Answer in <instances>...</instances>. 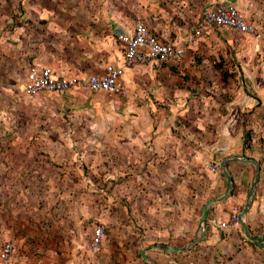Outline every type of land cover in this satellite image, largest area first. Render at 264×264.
Here are the masks:
<instances>
[{
	"label": "crops",
	"instance_id": "0c3cea01",
	"mask_svg": "<svg viewBox=\"0 0 264 264\" xmlns=\"http://www.w3.org/2000/svg\"><path fill=\"white\" fill-rule=\"evenodd\" d=\"M218 2L234 6L262 38L212 27L187 45L181 60L163 61L156 69L145 64L123 68L126 105L135 106L137 116L161 110L156 104L165 100L170 101L171 113L181 114L186 123L121 125L120 135L107 130L101 160L108 171L97 177L79 172V162L89 163L95 156L84 161L77 152L83 141L70 135L72 145L68 138L69 132L93 133L95 125L69 123L61 112L88 113L85 94L51 93L41 103L58 109L56 116L64 122L31 124L29 98L23 90L29 64L76 77L101 74L107 64H121L122 45L116 36L130 31L134 20L142 21L159 39L180 43L191 35L202 12ZM35 6L13 14L12 31L0 38V61H5L0 63V101L7 102L0 107V244L12 242L11 264H260L264 247L246 238L238 221L224 228L214 223L240 211L253 180L251 163H225L231 194L207 207L201 231L198 222L203 203L226 190L225 179L217 171L219 162L229 155H244L257 163L259 175L242 219L248 233L262 239L264 158L254 138L251 146H242L236 133L244 129L258 136L264 123L263 96L246 94V106L238 108L243 119L231 116L235 112L231 107L224 120L216 108L203 107L205 98L199 111L192 110L190 90L194 78L264 88V0H132L130 4L127 0H38ZM201 50L213 53L207 72L202 64L192 63L191 53ZM176 70L186 71L189 77H177ZM194 111L220 115L212 123L213 138L202 135L201 121L191 122ZM32 131L56 133V140L50 142L41 134L31 140ZM166 131L170 135H160ZM86 144V149H94ZM225 147L241 151L223 156ZM47 157H54L53 169ZM111 163L122 167L111 172ZM208 164L216 165V171ZM96 222L103 224L105 234L99 252L91 256L80 234L86 229L89 237ZM191 241L180 252L150 247H182ZM145 248L143 259L140 252Z\"/></svg>",
	"mask_w": 264,
	"mask_h": 264
},
{
	"label": "rangeland",
	"instance_id": "374dc122",
	"mask_svg": "<svg viewBox=\"0 0 264 264\" xmlns=\"http://www.w3.org/2000/svg\"><path fill=\"white\" fill-rule=\"evenodd\" d=\"M30 1L33 3H30ZM34 2L37 3L38 0H0V38L2 37L3 39V37H5L2 35L6 31H12L13 22H14V20L11 18L12 15L13 14L15 15L18 12L24 11V7H27L28 5L31 6V9L34 10L33 8L35 6ZM131 2L132 0H127V4H130ZM203 45L204 47H207V48L209 47L208 45H205V44ZM191 55H192V60H193L192 63L195 65L199 63L202 64L203 71L207 72V70L205 69V66L211 60V56L213 55V53L207 52L206 50L205 51L201 50V51L193 52L191 53ZM183 56L181 57V59L183 58ZM0 63L2 65H5V61L3 59H1ZM258 63L259 62H256V64ZM225 69L229 70L227 68ZM220 70H224V69H220ZM210 71L212 72V75L218 74L214 72V70H210ZM216 71H218V69H216ZM176 72H177L176 76L179 78L189 77V74L186 71L176 70ZM194 74L192 73V75ZM197 75L199 77L200 74L198 73ZM179 82L181 83L182 80H179ZM67 92L85 94L89 102L88 110L90 111L88 113L86 112L83 113V116H81V114H78V116H74V115L69 116L63 112L64 110L61 112L63 113L62 115L64 116V119H66L67 122L69 123L74 122V123H78L79 125H84V124H90L93 126L95 125L96 128L93 133L84 131V130H79L78 132H74L72 134L71 132H69L68 134V138L70 140L69 143L71 142L72 145L74 144L71 140V138L73 137H76L74 138V140L83 141L82 145L79 147V149H77V152L79 153V155H82L84 157V161H86L87 156H90V155L95 156V160H92L89 163L79 162L78 164L79 172H83V173L90 172L91 174L94 175V177L101 175L103 170L108 171V165L106 163L103 165V162L101 160L102 139H103L102 137L105 132H108L107 130L114 129L115 133L117 135H120L122 133L119 132L118 127H120L121 125L131 126V125L141 123V124H155V125H164V126L169 125L171 127V126H177V125L181 126L183 122H185L183 120V117H181V114L171 113L170 101L161 100L156 104V106L161 108V110L157 109V111L154 110V112L150 111V113H148V115L146 116L145 115L137 116L134 111L135 106L131 107V105L129 106L126 105V99L128 97L121 98V97L114 96V95H107L103 92H97L94 94L84 89H70ZM256 92H259V94L263 96L261 101L262 103H264V88H260L259 85H245L243 83L240 84V83H233V82L217 83V82H212V80L207 81V79H205V81L204 80L200 81L199 78H194V79H191L190 94L192 96V99L190 103L192 105H190V108L192 110L196 109L197 111H199L201 107L200 103L202 102L201 100L205 98V99H208V101L205 104L203 103V107H207V108L212 107L213 110H215L216 108L220 114L221 113L223 114L222 118H224V120H225L226 113L228 116V113L230 112V108L235 107V112H232L230 115L231 116L235 115L237 116L236 118L240 120L243 118H242V115H240L239 109H244V107L246 106L245 104L246 102L245 97L247 96L246 94L250 95L251 93H256ZM50 94L51 93L40 92L37 97L29 98L31 124L38 126L39 124L42 125L46 123L64 122L63 119H60V116H56L58 113V109L51 108V107L50 108L45 107V105L41 103L43 98L45 97L48 98ZM39 96H41L40 100H38ZM151 102L153 104L154 101H151ZM0 103L2 104L0 105V107H5L7 104V102L4 100H1ZM69 109L70 108H67V111ZM195 113L196 111H194L191 116L189 115L191 122L195 124L201 121V123L204 126L202 135H205L207 139L213 138L216 132L212 129L213 127L212 123L214 120L219 119L220 115H213L209 112L207 114H202V112H198L196 114ZM56 117H58L59 121L56 120ZM185 118H186V115H185ZM245 121H241V123L245 124ZM224 122L229 123L230 121L226 120ZM35 134L36 135L41 134L45 136L46 139L50 142L51 140H56V133H49V132L38 133V132H33V131L30 133L31 140H33V137L35 136ZM236 134L237 136L242 138L243 140L242 146H244V144L245 146L246 145L251 146L252 145L251 141L254 138L258 145V150L260 153L259 156L264 158V123H263V127L261 128V130H259L258 136H256L254 132L252 133L249 131H245L244 129H242V131L237 132ZM70 135H72L73 137ZM160 135H163L165 137V136L170 135V132L168 131L161 132ZM87 138L88 140H86ZM88 142L91 144V146L94 147V149H86V146H87L86 143ZM233 144H234L233 142L230 143V145H233ZM47 149L53 150V148L51 147H48ZM87 150L89 151V154L86 153ZM210 151H211V148L208 147L207 148L208 156L210 155ZM240 151H241L240 148L235 149L234 147H225V148H222V155L224 156L225 154L229 152L234 153V152H240ZM37 155H38V150H36L35 152L32 151V156H36L34 159L38 158ZM46 159H47V162L50 163V166L48 165V167H50L49 169L51 168L53 169V167L55 166V163L54 161L52 162L51 159H54V157L53 158L47 157ZM120 167L122 166L119 165L118 163H111L110 171L116 172L119 170ZM217 171L218 172L220 171L219 167ZM208 188H210V184L208 185ZM226 190H227V187H226ZM83 230L84 231L80 234V236L84 235L83 239L87 241L88 234H86V229H83ZM104 234H105V231H104Z\"/></svg>",
	"mask_w": 264,
	"mask_h": 264
},
{
	"label": "built area",
	"instance_id": "2783aa9c",
	"mask_svg": "<svg viewBox=\"0 0 264 264\" xmlns=\"http://www.w3.org/2000/svg\"><path fill=\"white\" fill-rule=\"evenodd\" d=\"M220 27L240 34L262 38L252 23H248L243 14L234 6L218 2L206 8L195 22L189 35L183 42L175 43L159 39L152 34L139 19L134 20L130 31L116 36L122 45V62L120 65L107 64L101 74L76 77L73 75L56 74L48 67L29 64L24 73L23 90L28 98H35L40 92L63 93L70 89H84L90 93L103 92L121 98L128 96L122 76L123 68L135 64H145L156 69L163 61H177L184 55L187 45L202 34L203 31ZM211 171H216L215 165H208ZM218 228L237 223V216L231 213L224 221L214 220ZM104 236V226L100 222L93 224L91 233L85 242V250L91 256H96L100 250ZM13 244L4 240L0 244V264H11ZM189 264H193L190 262ZM260 264H264L263 260Z\"/></svg>",
	"mask_w": 264,
	"mask_h": 264
},
{
	"label": "water",
	"instance_id": "95a60500",
	"mask_svg": "<svg viewBox=\"0 0 264 264\" xmlns=\"http://www.w3.org/2000/svg\"><path fill=\"white\" fill-rule=\"evenodd\" d=\"M229 160H238V161H245V162H249L251 163L253 166H254V175H253V180L246 192V195H245V199H244V203L240 209V211L236 214L237 216V221L238 223L240 224L242 230H243V234L246 238H248L249 240L255 242L256 244H258L259 246L261 247H264V234H263V237L262 239H257L256 237H254L253 235H250L247 231V228H246V225L242 219V216L243 214L245 213L247 207H248V204L250 202V199H251V196H252V191L256 185V182L258 181V175H259V170H258V165L257 163L252 160V159H249L247 157H245L244 155H229L228 157H225L224 159H222L220 162H219V168H220V171L222 173V176L224 177L225 179V182H226V187H227V190L218 198H211V199H208L207 201H205L203 203V205L201 206V215L199 217V222H198V228L199 230L201 231L202 230V226L203 224L205 223L206 221V211H207V207L215 202V201H219L227 196H229L231 194V191H232V180H231V177L229 176V174L227 173L226 169H225V163ZM196 239H194L193 241H195ZM193 241L187 243L186 245L182 246V247H175V246H168V245H163V244H159V245H151L150 247H158V248H161V249H164V250H168V251H174V252H180V251H183L185 250L188 246H190ZM147 248L143 249L141 252H140V255L143 259H146L145 255H144V252Z\"/></svg>",
	"mask_w": 264,
	"mask_h": 264
},
{
	"label": "bare ground",
	"instance_id": "6f19581e",
	"mask_svg": "<svg viewBox=\"0 0 264 264\" xmlns=\"http://www.w3.org/2000/svg\"><path fill=\"white\" fill-rule=\"evenodd\" d=\"M248 22H250V21H248ZM95 94V93H94Z\"/></svg>",
	"mask_w": 264,
	"mask_h": 264
}]
</instances>
